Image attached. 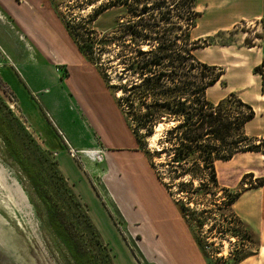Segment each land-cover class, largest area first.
<instances>
[{
  "label": "rangeland",
  "instance_id": "1",
  "mask_svg": "<svg viewBox=\"0 0 264 264\" xmlns=\"http://www.w3.org/2000/svg\"><path fill=\"white\" fill-rule=\"evenodd\" d=\"M190 1L186 0V3ZM181 3H185V0H48L49 5L58 9L76 27L79 39H88L87 42L93 46L88 55L97 60L110 84L128 79L123 74L124 69L133 62L137 55L134 44L141 40L164 41L173 44L175 52L179 50L184 32L190 24L186 17L181 18ZM145 6L147 9L143 10ZM140 13H144L142 19L135 16ZM131 26L137 30L147 28L142 31L144 36H134L128 30ZM91 30L93 34H90ZM242 31L248 32L247 37L254 38L256 42L261 40L256 37L257 33L264 37L261 22L241 23L232 31L220 33L216 38L200 42V45L206 47L214 41L229 44ZM19 37L23 40L19 32L16 34L9 18L0 11V264H115L113 251L118 264H129L126 248L131 249L140 264H160L161 256L167 262H173L171 253L175 252V244L185 238L178 225L181 223L178 217L184 206L196 211L194 219L189 217L186 222L197 234L212 264H239L245 259H248L246 264H264V243L259 233L239 222L233 214L234 210L227 205L230 194L239 188L244 193L251 189V182L256 184L258 178L264 176L263 154L240 151L229 160H216L219 184L229 188L230 192L219 189L215 196L212 193L214 187L198 188L199 180H195L193 186L181 187L179 182H187L189 177L173 182L167 172L168 156L165 153L162 156L155 154L161 148L159 141L167 127L164 124L160 128L156 127L154 134L145 138L144 142L155 154L154 160L159 170L170 181L171 191L166 189V196L158 190L146 197L145 202L135 200L132 206L123 200H118V205L114 204L109 198L98 175L100 168L96 165L97 156L91 154L82 157L75 149L73 155V148L67 144L70 158L79 163L116 221L119 231L115 229V233L103 226V235L89 216L85 202L79 199L70 181L60 171L57 154L43 144L42 137L32 126L35 123L36 129L43 131L44 135L54 131L65 137L62 134L64 130L50 111L55 110L50 106L54 101L50 97L53 93L48 94L52 87L35 94L33 102L18 85L21 88L22 105L14 91L17 88L15 81L13 89L6 80L10 66L16 69L17 64L23 67L33 60L29 50L24 54L17 52L14 46L19 45ZM148 47L149 43L145 45V48ZM26 57H32V60L26 61ZM38 58L35 53V64L41 61L43 65L44 62ZM46 76L44 69L35 68V84L52 85L53 82L47 80ZM226 77L228 85L223 90L215 86L208 89L210 100L215 101L230 89H237L238 83L233 79L232 72H228ZM129 79H133V76ZM220 85L225 86L223 76ZM111 90L115 93V90ZM121 94L122 91L118 92L119 96ZM38 101H43L44 113ZM70 101L67 98L68 107H71L68 104ZM60 102L63 107V104L66 105L64 100L60 99ZM62 110L61 107L59 111ZM66 114L69 121L74 120L71 111ZM256 122H251L249 128ZM75 123L80 125V120L77 119ZM260 142L261 138L256 143ZM83 159L88 163L85 164L88 167L86 169ZM190 196L192 202L186 199ZM183 198L185 205L182 206L180 200ZM249 200L246 195L242 196L239 209H244ZM124 213L131 218L130 221ZM159 216H168L173 220L172 232L166 233L160 227L155 230L152 218ZM202 220L206 221L200 226ZM133 222L141 224L136 227ZM192 261L196 262V258L193 257Z\"/></svg>",
  "mask_w": 264,
  "mask_h": 264
},
{
  "label": "crops",
  "instance_id": "2",
  "mask_svg": "<svg viewBox=\"0 0 264 264\" xmlns=\"http://www.w3.org/2000/svg\"><path fill=\"white\" fill-rule=\"evenodd\" d=\"M196 9L200 12L197 24L192 29V37L196 40L216 38L220 33L230 32L241 23H256L264 18V0H197ZM0 11L9 18L16 34L19 32L23 38L21 40L19 37V41L17 40L19 45L14 46L17 52L24 54L29 50L30 56L33 57V60L32 57L25 58L26 61L32 60L26 66L21 67L16 63L17 70L10 66V72L6 75L7 82L14 89L13 80L15 81L17 88L14 91L22 105L21 88L18 85L33 102L35 94L42 93L45 88L48 91L52 87L48 94L53 93L50 97L54 101L50 106L55 110L50 111L64 130L62 134L65 137L54 131L44 135L43 131L36 129L35 123L25 117L40 134L43 144L57 154L61 171L80 199L87 203L90 216L102 234L104 235L103 226L117 233L115 229L119 230L103 204L99 191L95 189L79 163L70 158L67 144L82 157L91 154L97 156L96 165L100 168L98 175L114 204H117L118 200H123L130 206L135 200L145 202L146 197L158 190L167 196V188L159 179L147 153L141 148L117 102L116 94L108 86L99 67L81 51L57 9L49 5L48 0H0ZM247 33L242 31V34L229 44L214 41L206 47H199L195 54L202 62L224 68L222 76L225 86L220 85L222 77L212 86L223 90V87L228 85L226 75L232 72L233 79L238 83L237 89H230L214 99L215 101H211L218 102L235 93L244 102L251 104L256 113L254 118L247 122L245 131L250 136L264 139L263 77L255 71V67L264 62V38L251 46L245 43ZM35 53L39 57L37 60L41 58L44 62L43 65L41 61L35 64ZM40 67L46 71L48 77L46 79L53 82L52 85L35 84V68ZM39 85L41 86L38 87ZM67 98L71 100L68 103L71 107L67 106ZM60 99L66 102V105L63 104L64 107L61 106L63 101L60 102ZM42 103L43 101H38L39 106H42L40 110L44 113L45 107ZM61 107L63 110L59 111ZM76 110L78 113H75ZM67 111L73 113V121H69ZM77 119L80 120V125L75 123ZM255 120L256 124L249 128L250 123ZM48 130L51 131V128L48 127ZM86 161L84 159L82 161L84 169L88 168L85 166L88 164ZM244 195L250 200L245 208L240 210L239 199ZM241 197L234 203V210L244 222L259 233L264 243V185L245 191ZM124 215L130 221L131 218L125 213ZM152 221L155 223H153L155 230L160 227L166 233L172 232L173 220L170 217L159 216L152 218ZM178 221L181 222L178 225L185 238L182 242H176L175 252L171 253L173 262H167L161 256L160 264H208L193 230L182 214ZM133 223L136 227L141 224ZM126 249L129 264H140L131 249ZM113 256L114 263L118 264L114 251ZM145 256L151 262L149 255L145 253ZM193 257L197 263L192 261ZM247 260L239 264H246Z\"/></svg>",
  "mask_w": 264,
  "mask_h": 264
},
{
  "label": "trees",
  "instance_id": "3",
  "mask_svg": "<svg viewBox=\"0 0 264 264\" xmlns=\"http://www.w3.org/2000/svg\"><path fill=\"white\" fill-rule=\"evenodd\" d=\"M187 3L185 0V3L180 5L181 18L186 17L190 24L184 32V39L179 50L175 52L173 50L174 45L164 41L152 42L147 39L135 43L137 55L134 56L133 62H130V66L125 67L123 73L128 79L118 84H110L108 76L97 60L88 55L93 48L87 42L88 39H79L80 34L77 33L76 27L65 19L58 9L57 11L81 51L99 67L108 86L115 90L119 106L163 185L171 191V183L166 180V175L159 170L154 156L155 154L162 156L165 153L168 156L166 164L169 166L167 171L169 179L174 182L189 177L187 182H179L181 187L193 186L195 180H199L198 188L210 189L214 187L212 193L216 196L219 189L230 192L229 188L219 184L216 160H229L240 151L260 152L264 156V145L262 144L264 139L262 138V142L256 143L259 138L250 136L245 131L247 122L253 119L256 113L251 104L244 102L235 93L229 94L216 103L208 98V89L221 79L225 70L222 66L202 62L195 54V50L202 47L200 42L208 39H192L191 31L197 24L200 12L196 9L197 0H191L190 3ZM145 9H147L146 6L143 10ZM143 14L140 13L135 16L142 19ZM260 22L264 26V18ZM146 29L137 30L131 26L128 30L134 36L142 37L144 36L142 31ZM91 31L90 34H93V30ZM256 37L264 38L259 33L256 34ZM154 42L157 44L155 45ZM148 43L150 47L145 48ZM245 43L252 46L256 44V41L254 38L247 37ZM263 66L264 62L256 66L255 71L263 77L264 91ZM131 76L133 79H129ZM120 91L122 94L119 96L118 92ZM161 123L167 127L163 138L159 141L161 144L160 151L154 154L147 147L144 139L152 136L155 128ZM262 185H264V176L258 178L256 184L251 182L250 188ZM201 189H195V191ZM243 191L242 188H239L234 194H230L227 205L231 209L234 210L233 205L241 197ZM186 199L188 202H192L191 196ZM180 202L182 206L185 205L184 198ZM84 205L87 207L86 204ZM181 214L186 220L189 217L193 220L196 211L186 209L184 206L181 208ZM233 214L239 222L249 225L236 214L235 210ZM111 217L113 218L112 214ZM205 218L208 219V217ZM89 219L92 223L91 217ZM205 221L202 220L199 225L203 226ZM114 222L116 224V221ZM193 233L207 258L208 264H212L197 234ZM137 260L140 261L138 258Z\"/></svg>",
  "mask_w": 264,
  "mask_h": 264
},
{
  "label": "built area",
  "instance_id": "4",
  "mask_svg": "<svg viewBox=\"0 0 264 264\" xmlns=\"http://www.w3.org/2000/svg\"><path fill=\"white\" fill-rule=\"evenodd\" d=\"M263 73H264V66H263ZM71 149H72V148H71ZM74 152H75V150L72 149V153H73V155H74Z\"/></svg>",
  "mask_w": 264,
  "mask_h": 264
},
{
  "label": "bare ground",
  "instance_id": "5",
  "mask_svg": "<svg viewBox=\"0 0 264 264\" xmlns=\"http://www.w3.org/2000/svg\"><path fill=\"white\" fill-rule=\"evenodd\" d=\"M163 124L161 123V124H159L157 127H159L160 128V126H162Z\"/></svg>",
  "mask_w": 264,
  "mask_h": 264
}]
</instances>
